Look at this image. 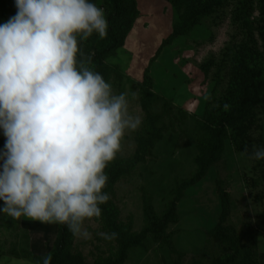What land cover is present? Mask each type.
Returning <instances> with one entry per match:
<instances>
[{"label": "rangeland", "instance_id": "obj_1", "mask_svg": "<svg viewBox=\"0 0 264 264\" xmlns=\"http://www.w3.org/2000/svg\"><path fill=\"white\" fill-rule=\"evenodd\" d=\"M104 2L94 0L106 12ZM136 2L132 31L104 64L106 82L114 94H126L130 114L142 124L126 134L105 170L103 191L110 199L100 206L99 219L85 222L90 238L69 231L66 258L72 264H115L122 242L148 225L146 204L162 217L208 157L214 126L204 125L203 107L212 110L231 93L235 104L242 78H264V0H221L186 35L161 48L185 13L184 1ZM16 12L15 0H0V24ZM105 41L95 34V43ZM242 62L248 72L239 71ZM244 121L250 122L244 141L251 151L264 145V99ZM5 141L0 130V151ZM251 151L239 152L225 138L219 158L199 181L180 190L164 233L149 234L121 264H264V160L252 159ZM53 225L0 214V264H37L32 257L52 254ZM100 233L116 235L105 239Z\"/></svg>", "mask_w": 264, "mask_h": 264}, {"label": "clouds", "instance_id": "obj_2", "mask_svg": "<svg viewBox=\"0 0 264 264\" xmlns=\"http://www.w3.org/2000/svg\"><path fill=\"white\" fill-rule=\"evenodd\" d=\"M15 6L0 24V214L66 225L88 239L85 222L99 219L110 199L105 170L142 120L130 114L126 94H114L81 59L80 44L107 35L103 8L92 0ZM251 158L264 160V145H254ZM37 264H52L51 253Z\"/></svg>", "mask_w": 264, "mask_h": 264}, {"label": "trees", "instance_id": "obj_3", "mask_svg": "<svg viewBox=\"0 0 264 264\" xmlns=\"http://www.w3.org/2000/svg\"><path fill=\"white\" fill-rule=\"evenodd\" d=\"M185 4V13L174 24L172 33L164 40L160 48L165 43L171 42L174 38L186 35L200 20L212 13L215 6L219 5L221 0H209L202 3L199 0H183ZM94 2V0H92ZM105 16L108 21V30L106 41L104 45L95 43V34L87 41L80 44L83 56L81 59L84 61L90 60L87 66L93 71L99 72L104 79L108 78V69L104 64V60L115 54L120 49L138 16V7L136 0H105ZM92 50L90 53V46ZM84 45L83 47H81ZM157 50L156 54L160 50ZM255 55H257L255 53ZM242 62L238 65L239 71L248 72V67ZM148 69V68H147ZM147 69L144 73H147ZM251 79L242 78L241 84V97L231 104L233 94L224 97L218 102L216 108L208 110V105L203 108V122L204 125L214 126L213 141L209 144L210 151L206 160L200 165L197 173L186 184L182 185L176 193L174 200L170 203L162 217H159L153 210L150 203L145 206V214L148 220V225L142 230L138 236L127 238L122 242L118 260L115 264H121L127 255V251L139 246L145 241L146 237L151 234L153 236H160L164 233L169 221L172 219L176 203L179 199L180 190L184 187L195 184L204 175L207 167L213 164L217 158L222 154L223 142L225 138L231 141L235 150L239 152L250 153L251 148L244 141V137L249 129L250 122H245V116L248 111L254 106L259 99H264V78H260L259 73H251ZM228 107V110H226ZM230 131V133H228ZM119 173L116 172L114 179H117ZM56 243L54 251L52 252V264H72L66 258V248L69 238V230L66 225L57 224ZM229 238H231L229 236ZM242 252V250H239ZM32 261H40L41 257L34 256ZM37 258V259H36Z\"/></svg>", "mask_w": 264, "mask_h": 264}, {"label": "crops", "instance_id": "obj_4", "mask_svg": "<svg viewBox=\"0 0 264 264\" xmlns=\"http://www.w3.org/2000/svg\"><path fill=\"white\" fill-rule=\"evenodd\" d=\"M135 24V23H134ZM134 26V25H133ZM132 31V29H131ZM195 104V103H194ZM199 105V104H198ZM53 228L52 229H48L51 233L55 234L56 235V232H57V227H56V223H53ZM42 231H44L45 229L44 228H41Z\"/></svg>", "mask_w": 264, "mask_h": 264}]
</instances>
